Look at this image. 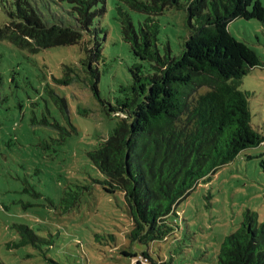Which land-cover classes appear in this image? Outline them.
Here are the masks:
<instances>
[{
	"label": "rangeland",
	"instance_id": "obj_1",
	"mask_svg": "<svg viewBox=\"0 0 264 264\" xmlns=\"http://www.w3.org/2000/svg\"><path fill=\"white\" fill-rule=\"evenodd\" d=\"M14 0H0V29L9 21ZM45 15L59 10L58 0H30ZM185 3V0H181ZM264 5V0H258ZM117 0H107L94 28L102 43L100 96L82 70L80 45L31 52L0 40V261L4 264H136L132 254L145 249L129 239L133 223L121 191L108 193L88 152L112 134L119 118L108 114L131 84L137 62L122 37ZM136 26L146 18L121 4ZM189 14L169 8L157 17L159 48L181 53L190 34ZM228 29L253 49L260 65L241 79L249 94L251 124L263 142L243 150L208 181L197 184L169 217L174 231L148 245L151 264H217L224 239L247 212L264 222V22L233 20ZM67 68H71L69 73ZM72 78L69 85L56 80ZM53 91L68 105L76 132L61 142L60 131L41 124L44 118L69 125ZM205 89L202 90L204 92ZM71 194L67 202L65 193ZM75 197L78 198L76 204ZM69 207V208H68ZM19 226L34 233V241ZM25 238L28 243L21 246Z\"/></svg>",
	"mask_w": 264,
	"mask_h": 264
},
{
	"label": "trees",
	"instance_id": "obj_2",
	"mask_svg": "<svg viewBox=\"0 0 264 264\" xmlns=\"http://www.w3.org/2000/svg\"><path fill=\"white\" fill-rule=\"evenodd\" d=\"M58 1L65 6L44 16L32 1L14 0L9 21L0 29V40L31 52L80 45L85 53L82 70L99 98L98 65L103 52L94 23L104 15L107 0ZM117 2L122 37L137 62L130 68L131 84L120 88L123 96L107 109L119 118L117 127L88 157L105 177L101 181L104 190L123 192L133 223L129 239L146 247L139 256L124 254L152 261L148 245L174 231L169 217L197 184L210 180L243 150L263 142L251 124L249 94L238 88L260 60L228 26L237 18L264 22V5L258 0ZM121 4L146 18L136 26ZM173 7L186 9L190 26L177 56L169 47L164 53L159 48L157 17ZM71 81L70 76L56 80L64 85ZM50 93L60 104L69 128L47 118L41 124L60 131L64 143L76 128L66 100ZM65 196L63 202L71 194ZM77 201L75 197L73 204ZM18 230L34 241L28 227L19 226ZM27 243L23 238L20 245ZM217 264H264V222L256 213L247 212L239 228L224 239Z\"/></svg>",
	"mask_w": 264,
	"mask_h": 264
},
{
	"label": "built area",
	"instance_id": "obj_3",
	"mask_svg": "<svg viewBox=\"0 0 264 264\" xmlns=\"http://www.w3.org/2000/svg\"><path fill=\"white\" fill-rule=\"evenodd\" d=\"M138 261L140 262V264H151L148 259H145V258H142V257H140V258L135 260L136 264H137Z\"/></svg>",
	"mask_w": 264,
	"mask_h": 264
}]
</instances>
